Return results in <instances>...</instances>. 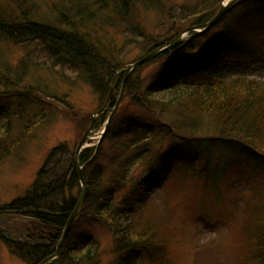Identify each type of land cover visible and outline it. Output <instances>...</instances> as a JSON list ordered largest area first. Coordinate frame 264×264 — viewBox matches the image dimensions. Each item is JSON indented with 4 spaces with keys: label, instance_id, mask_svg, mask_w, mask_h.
I'll return each instance as SVG.
<instances>
[{
    "label": "trees",
    "instance_id": "obj_1",
    "mask_svg": "<svg viewBox=\"0 0 264 264\" xmlns=\"http://www.w3.org/2000/svg\"><path fill=\"white\" fill-rule=\"evenodd\" d=\"M162 1L0 0V163L22 147L30 135L28 128L43 124L53 113L49 105L59 97L50 83L57 69L75 74L99 98L102 108L114 99L110 94L113 86H118V93L122 91L119 71L124 65L118 46L108 37L109 27L125 25L128 31H137L146 56L166 48L185 30L207 25L224 0L195 7L187 18L190 27H179L171 39L158 42L148 37L139 17L143 8L163 12ZM245 6L246 14L240 12L231 20L233 27L229 24L213 33L207 43L203 39L210 29L200 35L192 33L193 39L160 55L157 59L172 70L166 79L147 88L134 79L127 81L124 96L156 121L131 120L120 128L114 118L101 144L85 149L78 158L87 185L80 216L112 231L114 264H145L150 261H145L146 256H151L153 264H166L169 255L160 227L141 209L147 202L142 199L144 192L154 193V187H164L177 175L218 192L222 176L235 158L254 168L260 164L257 170L264 168V79L247 76L243 69L225 68L235 63L239 69L248 61L264 71V0H247ZM199 39L204 44L192 61L199 74L184 73L173 53L191 49ZM225 45L237 47L236 55H229ZM35 108L47 115H38ZM167 112L177 116V121H165ZM103 124L96 123L95 129ZM214 147L227 148L228 153L214 156ZM75 151L67 143L54 148L26 194L0 206V240L25 264H41L57 252L78 206L82 186ZM111 166L118 177L108 178ZM140 167L152 176L151 186H137L134 171ZM245 211L252 215L243 219L247 235H240L246 237L249 259L264 264L263 208ZM73 226L58 259L51 264H98L101 243L94 236L75 240Z\"/></svg>",
    "mask_w": 264,
    "mask_h": 264
},
{
    "label": "rangeland",
    "instance_id": "obj_2",
    "mask_svg": "<svg viewBox=\"0 0 264 264\" xmlns=\"http://www.w3.org/2000/svg\"><path fill=\"white\" fill-rule=\"evenodd\" d=\"M210 1L163 0L161 6H165L163 12L143 8L140 10L139 22L143 29H146L149 38L162 42L165 39H171L177 28L185 29L190 24L191 19L187 20V18L195 13L193 10L195 7L200 9L202 3L206 4ZM233 1L224 0L221 4ZM242 4L228 12L215 26L210 28V34L203 39L204 43H207L205 40L211 38L213 33L222 31L229 24L233 27L231 20L234 16L239 17L242 12L246 14L248 6L242 7ZM107 34L112 39L111 41H114L118 46L121 56L119 59L124 65L123 70L119 71L120 73L124 72L119 76L122 78L119 83L123 82L122 91L118 93V86L115 85L110 93L115 99H113L115 104L116 101H120L118 108L116 109L117 104L114 108L113 100L112 102L110 100L107 106L109 111L99 116L95 115L102 108L99 98L68 69H66L67 72L57 69L55 76L51 75L54 79L50 83L52 92L59 97L55 104L51 102L49 105L53 107L51 109L53 113L47 115L46 112L42 113L41 109L35 108L34 112L37 111L36 113L41 116L47 115L45 117L47 120L33 128L34 130L31 127L28 128L26 131H29L30 135L25 139L22 147L17 148L14 154L0 163V206L11 203L26 194L25 192L34 184L44 160L54 148L67 143L77 149L90 130L94 116L97 119L92 133L88 136L86 149L98 147L101 144L111 123L109 120L111 118L117 120L116 126L120 128L126 126L131 120L147 124H151L155 120L146 111L136 107L130 98L124 96L125 87L127 81L134 79V82L147 88L148 85L158 83L161 78L166 79L167 72L172 71L171 68H166V65L162 64L164 60L156 58L142 67L135 76L133 72L126 81V68L144 56L142 49L145 47L142 44V38L137 31H128L125 25L111 26L108 28ZM190 39H193L191 34H185L183 42ZM198 41H200L199 44H194L195 51L192 46L191 49H181L173 53L176 56L174 59H176L177 67L179 66L184 73L199 74V70L194 68L195 64H192L193 56L204 44L201 39ZM225 48L229 55L230 53L236 55L238 50L237 47L232 49L231 46L226 45ZM39 58L37 61L39 60L38 63L41 65L43 62ZM42 66L47 67L46 65ZM243 66L238 69L237 65L233 63L225 68L234 72L238 70L240 72L243 69L242 72H246L247 76L259 80L260 78L264 79V71L261 67L252 66L248 61ZM177 118V116L173 117L171 112H167L165 121L173 119L177 121ZM101 122L104 123L103 127L96 130V123ZM206 122L210 121L207 119ZM226 149L214 147L212 153L214 156L222 157L226 155L224 153H228ZM259 165L254 168L252 163L248 164L242 158H235V161L227 168L228 171H225L222 176L223 181L219 183L218 192H213L211 187L194 181V179L184 180L181 175H177L163 185L164 187H154V193H143L142 199L148 203L145 202L141 209H144L146 217L153 218L160 227L159 234L165 241L166 254L169 255H165L166 264H255L248 257L250 252L249 248H246V237H241V235L244 236L248 233L246 230L243 233V229H246L245 225L242 226L245 224L243 219L246 216L249 219L252 215L247 214L245 209L248 211L255 207H261L264 213V168L257 170ZM107 172L109 173L108 178H113L115 175L118 177L116 168L112 166L107 169ZM134 174L137 186L140 188L149 183L151 186L153 183L152 176L145 172L144 168H137ZM146 203L147 206H145ZM260 215V217H264L263 214ZM253 216L254 219L257 217L254 214ZM89 221L86 215H79L76 218L73 224L76 234L74 239L86 236L96 237L101 243L98 264H114L112 231L110 232L103 226H95ZM158 257L163 259L162 254H159ZM144 259H146L145 261L152 260L151 256H146ZM149 262H145V264H153L152 261ZM0 264L25 263L12 255L0 240Z\"/></svg>",
    "mask_w": 264,
    "mask_h": 264
},
{
    "label": "water",
    "instance_id": "obj_3",
    "mask_svg": "<svg viewBox=\"0 0 264 264\" xmlns=\"http://www.w3.org/2000/svg\"><path fill=\"white\" fill-rule=\"evenodd\" d=\"M247 0H234L233 2H229L228 4H222L220 11L217 13V15L215 16V18L210 21L209 23H207V25H202V26H196V27H192L189 28L187 30H185L184 32H182L179 36L176 37L175 40H173L171 42V44L169 46H167L166 48H161V49H155V51L149 53L148 55L142 57L140 60H137L136 63L130 65L129 67L126 68L125 72H126V81L128 80L129 76L137 69L143 67L144 65L148 64L149 62L153 61L154 59L158 58L160 55L166 53V52H171L172 50H174L183 40L184 35L185 34H190V33H201L203 31H206L210 28H212L213 26H215L226 14H228V12L232 11L236 6L242 4L243 2H245ZM124 73V72H122ZM120 73V74H122ZM119 74V75H120ZM120 101H118L116 109L119 106ZM115 109V110H116ZM114 110V112H115ZM107 112L106 107L102 108L101 110H99L95 115H102L103 113ZM94 116V115H93ZM96 116L93 117L92 119V124L90 127V130L87 132V134L85 135V137L83 138V140L81 141V143L79 144V146L76 149L75 152V165H76V169H77V173L79 176V180L81 181V195H80V199L78 200V206L76 208V210L74 211V213L72 214L70 221H68V225L65 229V232L63 234V237L58 245V249L57 252L55 254H53L51 257L47 258L46 260H44L41 264H51L53 263L55 260L58 259L60 251H61V246L62 243L65 241L68 233L70 232L76 218L80 215L81 210L83 209L84 205H85V200L87 197V185H86V181H85V177H84V172H83V167L80 165L79 162V157L81 155V153L86 149V144L89 140L90 134L92 133L93 129H94V124L96 122ZM112 119V118H111ZM110 119V121H111Z\"/></svg>",
    "mask_w": 264,
    "mask_h": 264
}]
</instances>
